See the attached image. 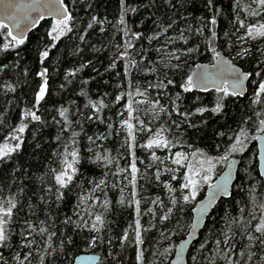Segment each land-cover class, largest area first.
Masks as SVG:
<instances>
[{"label":"snow or ice","instance_id":"6c2138e0","mask_svg":"<svg viewBox=\"0 0 264 264\" xmlns=\"http://www.w3.org/2000/svg\"><path fill=\"white\" fill-rule=\"evenodd\" d=\"M190 2L194 7V0H147V3L140 0L145 11H149L146 21L141 22L143 27L152 25L149 35L129 25L128 16L138 13L139 5L134 6L128 0H118L115 23L92 14L82 30L77 28L79 21L74 12L76 4H84L85 0H72L71 6L66 0H0V95L7 105L0 110V169H11L14 184L19 180L16 195L0 198V264H33L34 258L38 264H55L61 257L65 264H71L68 252L80 243L88 249L107 245L110 264H117L119 253L114 255L111 251L117 240L121 251L134 248L136 264H145V234L158 224L163 227L159 229L152 253L154 264H166L169 260L170 264H186L185 243L173 242L176 232L168 230L167 222L197 200L203 185H207L209 193L207 199H201L192 209L197 213L195 222L189 225L193 231L201 226V219L220 198L232 197L237 214L226 212L221 217L222 226L209 230L208 240L198 248H190L187 259L191 264H264V47H260L264 44V0H248L243 6L241 0H234L228 17L231 30L223 36L218 32V18L223 14L216 6L218 0H202L210 15L200 17L195 26L192 21L196 18L185 14ZM87 8H92L90 0ZM46 17L51 19L44 36L37 37L34 51L39 67L34 70L21 58L20 51L30 43L28 33ZM181 21L184 26L178 27ZM106 25L115 30L108 45L98 48L91 44L90 48L93 52L109 51V47L113 50L105 71L110 72L118 62H123L122 79L127 82V90L116 94L111 103L106 102L110 95L107 91L94 100L86 87L89 80L81 79L77 96L87 102L81 107L71 99L65 106L62 100L50 95V82L60 74L62 62L59 57L50 62V53L64 38L78 33L79 43L73 54L81 55L84 49L80 45L89 43V30L98 26L103 35L108 30ZM174 26H177L176 34L153 49L157 59L149 58L150 53L142 43L138 47L137 42L145 39L149 44L154 40L159 42V37ZM116 33L122 34V43H114ZM202 50L212 54L211 62H195L193 68L192 62ZM13 53L16 58L8 62ZM237 61H248L254 67L245 70ZM90 66L103 75L93 60L81 62L78 67L64 70L56 94L63 97L78 73ZM33 72L38 78L34 84L29 82ZM134 74L142 77L143 83H133ZM116 75L119 77L121 73ZM22 88L31 90V100L16 95ZM197 92L214 93V99L205 103L199 95H194L191 105L186 103L185 94ZM125 97L124 110L115 113L119 117L117 125L105 111H111ZM236 101H241L242 107L237 104V112L229 116V109ZM49 104L51 107H46ZM14 108L19 111L16 122L10 123V111ZM206 113L217 118L228 117L235 124L216 132L220 142L215 145L214 153L185 142L186 136L195 135L207 125ZM196 117L200 118L199 122ZM91 125H105L106 131L89 134ZM49 127L56 129L52 137L56 147L50 157H44L50 162L39 178L42 194L37 197V203L29 199L25 206L20 197L25 192L23 177L31 176L30 166L16 165L14 161L24 148L29 132L33 155L42 153L47 141L41 137ZM114 136L122 138L119 148L131 157L123 167L120 160L125 157L119 149L113 156L111 149L98 143L110 141ZM138 137L144 142H138ZM253 141L259 142L258 171L254 165L256 154L246 155ZM136 148L149 153L147 163L136 156ZM174 148L188 150L173 152ZM157 150H166L167 154L157 155ZM138 161L144 165L143 171L137 166ZM87 164L105 169L103 178L97 181L83 177L81 168ZM153 168L155 171L150 173ZM165 174L166 180L162 179ZM214 176L218 177L215 183ZM109 177L113 178L111 183ZM151 186L166 189L167 202L160 195H144ZM73 189L77 191L72 215L61 218V205ZM109 190H118L115 203L119 208L132 209L134 213L118 237L112 235L109 220L113 210ZM238 194L242 199L235 201ZM142 205H147L146 209ZM20 213H24L23 219L19 218ZM145 216L147 227L142 224ZM75 236H80V241ZM173 255L175 258L170 259ZM77 259L81 264H92L97 257Z\"/></svg>","mask_w":264,"mask_h":264},{"label":"trees","instance_id":"16d2710c","mask_svg":"<svg viewBox=\"0 0 264 264\" xmlns=\"http://www.w3.org/2000/svg\"><path fill=\"white\" fill-rule=\"evenodd\" d=\"M89 0H85L84 4L77 3L75 6L74 14L79 21L77 28L82 30L86 27L87 22L90 19V15L95 14L98 15L100 18L107 17L108 20L112 21L113 23L116 22L118 19V0H90L92 3V8H87V3ZM129 3L135 5H139V12L135 15L129 14L128 16V23L134 30H142L147 34L151 35L152 33L148 31L149 28L152 27L150 23H148L147 27H143L141 25L142 21H146L147 16L149 15V11H145L144 5L140 3V0H128ZM195 6L193 7L192 3L187 4L188 11L185 13L190 17H195L196 20H193L192 23L195 26L198 22L200 17H207L210 14L208 13L207 9L204 7V3L202 0H194ZM71 6L72 0H66ZM144 3H147V0H144ZM234 3V0H218L217 7H220L223 10V14L221 17L218 18L219 28L218 32L221 36L225 31L231 30V25L228 23V17L231 12V4ZM183 11V10H182ZM169 16H172V13H168ZM50 19H45L41 21L39 26L28 34L30 37V43L26 44L20 51L21 58L26 62L27 65L31 66L34 70H37L39 65L36 60L35 56V48L38 45L37 37H43L46 29L49 26ZM137 25H141V27L137 28ZM184 24L181 21L178 27H183ZM108 29L106 33L101 35L99 33L98 26H94V29L89 30V36L87 37L88 44L80 45L84 49V52L81 55H74L75 45L79 43L78 41V33L70 34L71 38H64L59 44L57 49H53L50 53V62L54 63L57 58L59 57L62 61L59 65L60 67V74L54 76L53 81L50 82V95L56 100H62L65 103V106L68 105V102L71 99H75L76 103L79 104L81 107L87 100L82 96H77V93L80 91V83L81 79L89 80V84L86 86L87 90L89 91V95L92 99H99L100 95H102L105 91L110 93V95L106 98V102L111 103L114 101L115 95L119 94L120 91L127 90V82L122 79L123 76V62H118L117 67L110 72H106L105 68L107 67L109 60L108 57L112 55V49L109 47V51L105 52H93L91 51L90 45L96 44L97 47H101V45H108L109 39L113 32L115 31L111 25H106ZM177 26H174L173 29H170L166 35L159 37V42L154 40L151 44L148 41L142 40L138 43L143 44L146 50L150 53V59H157V55L153 49L161 47L165 41L168 39L169 36H174L176 34ZM121 33H116V40L114 43H122L121 40ZM42 47V44H41ZM175 47V46H173ZM260 47H264V44H260ZM223 50V49H222ZM211 53L207 51H201L200 54L195 57V61L192 62V67L194 68L195 62H211ZM15 53L11 57H9V61L11 62L12 59H15ZM93 60V64L96 68L99 69L100 73L103 75H99L97 72L92 70V67L84 69L82 72L78 73L77 79L73 82V85L69 86L68 92L63 94V97L57 95V89L59 83L63 81V72L65 69H72L74 67H78L81 62H86L87 60ZM239 66H242L245 70L254 67V64L248 61H237ZM120 72L121 76H117L116 73ZM94 78V79H93ZM154 79V77H149ZM179 79V77H177ZM38 80L33 75L29 77V82L34 84L35 81ZM104 81H108L107 84H104ZM137 81L143 83V78L133 76V83ZM117 85H120L118 88ZM75 89V90H73ZM155 95V93H152ZM17 96L22 97L23 99L31 100L32 93L31 90L28 88L19 89ZM187 96V101L189 105L192 103V99L194 95H199L201 99L205 103H210L214 99V93L211 92H197L194 94H185ZM11 98V94L10 97ZM127 103V97H125L116 107L112 108L111 111L106 110L105 115H110L114 120H116L117 125L119 124V117L115 115L117 111H123L124 105ZM240 104L242 107L241 101H236L235 104L231 106L229 109V116L235 114L237 112L236 105ZM22 106V105H21ZM7 107L5 104V98L0 95V110ZM46 107H51V104L46 105ZM43 107L41 111H43ZM19 109L14 108L10 111V123L16 122V117L18 114ZM175 118V117H174ZM166 119V117H165ZM197 122H199V117L194 118ZM204 119L208 120L207 125L203 126L202 131L196 133L195 135H189L185 137V142L190 143L193 145L194 148L203 149L206 152H215V145L220 142V138L216 135L218 130H226V126L231 125L235 127V124L228 117H213L210 114L206 113ZM90 132H101L106 131L105 125H91ZM193 131V130H190ZM56 134V129L54 127H49L44 130V133L41 137L42 140L47 141V143L43 144L44 151L42 153H38L37 155H33V147L31 141V133H26V141L24 148L22 151L17 155L16 160L14 163L19 165L23 163L26 167L30 166V173L31 176L25 175L23 177L24 180V188L25 192L21 198L23 203L27 204L28 200L31 199L32 203H37V197L41 195L40 192L41 184H40V177L46 171L45 165H47L50 160L44 159V157H50L51 152L55 150L56 145L52 142V137ZM121 137H113L110 141H103L98 143H103L107 148L112 150V155H117V149H119L120 153L124 155V159L120 160V165L123 167L125 166L131 157L125 152L124 149H120L119 145L121 142ZM2 142V139H0ZM138 142L143 143L144 140L141 137H138ZM249 153H247V157H251L253 154L256 153V144L255 141L249 145ZM177 150H185L188 149H180L174 148L172 151ZM136 156L139 159H144L145 163L148 162L146 157L149 156V153L146 151L136 148ZM166 150H157V155L163 156L166 155ZM246 162V161H245ZM254 165L257 168L256 158L254 160ZM55 166V165H53ZM137 166L143 171L144 165L140 164L139 161L137 162ZM113 170H115L113 168ZM219 170V169H218ZM105 169L101 167H97L96 165L87 164L81 168V173L83 177L88 179H96L97 181L103 178V172ZM155 169H151V172H154ZM11 169H0V198L16 195L19 192V180L16 183H13V178L10 175ZM112 177H109V183L112 181ZM162 179H167V175L162 177ZM143 181H139V184H142ZM138 184V187H139ZM174 186H178L177 182H173ZM207 185H203L199 192L197 199L203 194L204 189ZM89 187L87 184L85 188ZM76 189H73V192L69 194L66 198L65 202L61 205L62 211L60 212V217L62 218L65 215H72L73 208L76 204ZM128 190L126 189V194ZM99 195V193H97ZM144 195L156 196L160 195L162 199L167 202L168 193L166 189H162V187H155L151 186L147 188ZM109 198L113 201L112 204V212L109 213V220L112 221V235L119 236L122 234V230L127 227L128 223L132 220L134 213L132 209H121L119 208L115 201L118 199L119 193L118 190H109L108 192ZM242 199L241 195L235 196V201H240ZM195 201H193L190 205L185 206L183 212H179L173 215L172 220L167 222V228L169 231H175L176 235L173 236V242L177 244L185 235L188 226L191 222L192 212L191 209L194 205ZM234 200L232 197L222 198L220 199L214 208L211 210L210 214L207 216L205 224L199 233V237L196 241H194L190 248H198L199 244L208 240L209 237V230L222 226L221 217L224 216L226 212H230L233 215L237 214V210L233 208ZM143 208L146 209L147 205H142ZM251 205H249V208ZM25 211H27L25 207ZM40 219H43V212L39 213ZM20 219L24 218V213H20ZM148 217L145 216L142 220V224L147 227ZM178 221V223H177ZM163 227L162 225H157L156 229H153L151 232L145 234V245L144 254H145V264H154V257L152 255L154 251V246L156 240L159 238V229ZM83 235V234H81ZM77 241H80V236L74 237ZM18 240V238H17ZM166 244V242H165ZM163 249L161 248V251ZM7 251V250H6ZM109 251L107 245L96 248V249H88L86 245L80 243L78 246L71 247L70 251L68 252V258L71 260V264L75 255L79 254L80 252H94L100 255V260L97 264H101V259L104 260V264H110L111 258L107 256V252ZM113 254L119 253V258L117 264H136L135 261V250L133 247H128L126 251H121L119 247L118 240L114 244L113 248L111 249ZM33 264H38V259H33ZM55 264H65L64 257H61L59 260L55 262ZM168 264V262H166ZM186 264H191V261L187 259Z\"/></svg>","mask_w":264,"mask_h":264},{"label":"water","instance_id":"95a60500","mask_svg":"<svg viewBox=\"0 0 264 264\" xmlns=\"http://www.w3.org/2000/svg\"><path fill=\"white\" fill-rule=\"evenodd\" d=\"M23 2H30V0H23ZM46 19H51L50 17H46ZM40 24V23H39ZM32 31V30H31ZM29 34V33H28ZM223 51V50H222ZM202 64H208L210 62H200ZM238 65V64H237ZM239 66V65H238ZM195 67V66H194ZM255 144H256V162H257V171L259 170V161H258V155H259V142L258 141H255ZM239 167V166H238ZM224 171H227V168L224 167L223 169ZM235 171V170H234ZM222 174V173H221ZM218 177H215L213 178V183H215V180L217 179ZM208 193H209V189L208 187L206 186L205 189H204V192L203 194L195 201L192 209L194 207H196L199 203V201L201 199H207L208 197ZM222 199V198H220ZM219 199V200H220ZM218 200V201H219ZM214 202L212 208L209 209V212L205 214L204 218L201 219V226L199 228H197L195 231H193L189 226H188V229L184 235V237L176 244V245H179L181 242H184L185 243V256H186V261H187V253H188V250L190 249L192 243L194 241H196L199 237V233L201 231V229L203 228L204 224H205V221H206V218L207 216L210 214L211 210L214 208V206L217 204V202ZM191 209V212H192V217H191V222L189 225H191L192 223L195 222L196 218H197V213L195 211H192ZM80 256H95L97 257V259L95 261L92 262V264H97L98 261L100 260V255L98 253H94V252H80L79 254L75 255L74 258H73V261H72V264H81V262L77 259V257H80ZM174 255L170 258V259H174ZM168 264H170V260L168 261Z\"/></svg>","mask_w":264,"mask_h":264},{"label":"rangeland","instance_id":"374dc122","mask_svg":"<svg viewBox=\"0 0 264 264\" xmlns=\"http://www.w3.org/2000/svg\"><path fill=\"white\" fill-rule=\"evenodd\" d=\"M248 2V0H241V5L243 6L244 4H246ZM180 151V150H177ZM175 152V151H174Z\"/></svg>","mask_w":264,"mask_h":264}]
</instances>
